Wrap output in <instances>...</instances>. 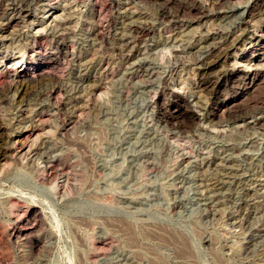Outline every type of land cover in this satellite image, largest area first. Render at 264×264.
Segmentation results:
<instances>
[{"label":"rangeland","instance_id":"rangeland-1","mask_svg":"<svg viewBox=\"0 0 264 264\" xmlns=\"http://www.w3.org/2000/svg\"><path fill=\"white\" fill-rule=\"evenodd\" d=\"M94 1L0 0V264H264V0Z\"/></svg>","mask_w":264,"mask_h":264},{"label":"bare ground","instance_id":"bare-ground-1","mask_svg":"<svg viewBox=\"0 0 264 264\" xmlns=\"http://www.w3.org/2000/svg\"><path fill=\"white\" fill-rule=\"evenodd\" d=\"M221 1V0H220ZM220 1H218V2H220ZM57 2V1H56ZM95 2V4H96V0L94 1ZM102 2V1H101ZM163 2V1H162ZM179 2V1H178ZM185 2V1H184ZM189 2V1H188ZM222 2V1H221ZM220 2V3H221ZM111 3V2H110ZM135 3V2H134ZM198 3V2H197ZM187 4V3H186ZM190 4V3H189ZM194 4V3H193ZM192 4V5H193ZM196 4V3H195ZM197 5V4H196ZM199 6H200V4H198ZM198 6V7H199ZM213 6V5H212ZM196 7V6H195ZM202 7V6H201ZM133 8V7H132ZM205 8V7H204ZM124 9H126V8H124ZM162 9V8H161ZM206 9V8H205ZM228 9V8H227ZM188 10V9H187ZM129 12V11H128ZM130 12H131V9H130ZM135 12V11H134ZM185 12V11H184ZM133 13V12H132ZM164 13V12H163ZM162 13V14H163ZM202 13H204V12H202ZM216 13V12H215ZM128 16V15H127ZM56 18V17H55ZM130 21V20H129ZM125 22V21H124ZM127 22V21H126ZM128 23V22H127ZM135 23V22H134ZM137 25V24H136ZM126 26V25H125ZM131 28V27H130ZM143 28V27H142ZM233 28V27H232ZM38 29V28H37ZM36 29V30H37ZM136 29V28H135ZM243 29V28H242ZM39 30H40V28H39ZM130 30V29H129ZM41 31V30H40ZM145 31H147V30H145V29H143L141 32L142 33H145ZM230 31V30H229ZM37 33V32H36ZM140 33V32H139ZM121 34V33H120ZM119 34V35H120ZM235 34V33H234ZM137 35V34H136ZM139 35H141V34H139ZM144 35V34H143ZM235 36V35H234ZM237 36V35H236ZM235 36V37H236ZM135 37V36H134ZM238 37V36H237ZM119 38V37H118ZM122 38V37H121ZM120 39V38H119ZM219 40V39H218ZM221 40V39H220ZM229 40H232V39H229ZM228 39L226 40V41H224L225 42V44L226 43H229V42H233V41H229ZM239 40V39H238ZM133 41V40H132ZM222 41V42H223ZM235 42H236V40H235ZM125 44V43H124ZM224 44V45H225ZM236 43H234V44H232L231 46H232V48H233V46L235 45ZM122 45V44H121ZM227 45H230V43L229 44H227ZM204 47V46H203ZM220 47H221V45H217V46H212L209 50L211 51V53H213V54H216V55H219V53H221V52H219V49H220ZM224 47V46H223ZM227 47V46H226ZM230 47V46H229ZM261 48V47H260ZM126 50V49H125ZM233 50H234V48H233ZM41 52V51H40ZM207 53V52H206ZM210 53V52H209ZM122 54V53H121ZM119 55V54H118ZM217 57V56H216ZM209 62V61H208ZM236 62V61H235ZM235 62H234V64H235ZM7 64H5L4 66H6V67H8V68H10L12 65H11V63L12 62H10V61H7L6 62ZM247 63V62H246ZM206 64V63H205ZM245 64V63H244ZM87 65V64H86ZM237 65H239V63L237 64ZM237 65H233L232 66V71H235V70H238L239 68L238 67H236ZM197 68V67H196ZM244 68V67H243ZM27 70V69H26ZM45 70V69H44ZM84 70V69H83ZM242 72L241 73H243L242 74V76L244 77V79H247V77L250 75V74H252V72L250 71V69L249 68H247V67H245L244 69H242L241 70ZM129 73V72H128ZM40 74V73H39ZM19 77H22V78H24V77H32L33 76V74H32V72H23V71H19V73L17 74ZM252 76V75H251ZM78 77V76H77ZM12 78V77H11ZM34 78V77H33ZM236 78V77H235ZM251 78V77H250ZM251 80V79H250ZM77 81V80H76ZM10 82V81H9ZM12 83V82H11ZM21 83V82H20ZM240 83V82H239ZM245 83H248V82H245L244 81V84ZM230 85V84H229ZM243 85V84H242ZM20 86V85H19ZM99 87V86H98ZM241 99V98H240ZM239 99V100H240ZM235 98H233V96H232V99L230 100V102H228L227 104H225V108H223V109H221V112H222V114L223 113H227L228 115H229V113H230V111H232V109H233V107L234 106H236L235 105ZM237 102V101H236ZM245 102V101H244ZM244 102H242V103H244ZM156 103V102H155ZM192 103V102H191ZM194 103H195V101H194ZM241 103V102H240ZM239 103V104H240ZM198 104V103H197ZM196 104V105H197ZM200 104V103H199ZM244 104H246V103H244ZM253 104H254V102H253ZM252 105V104H251ZM203 106V105H202ZM217 106V105H216ZM248 106V105H247ZM250 106V105H249ZM263 106V105H262ZM216 108V109H215ZM214 109H212V113L213 114H217V111H219L220 109V107L218 106V107H215ZM235 108V107H234ZM252 109H253V107H251ZM245 109V108H244ZM194 110V109H193ZM200 110V109H199ZM180 112V111H179ZM186 112V111H185ZM197 112V111H196ZM201 112V111H200ZM221 112H220V115H221ZM243 112V111H242ZM250 112V111H249ZM191 113V112H190ZM198 113V112H197ZM247 113H248V111H247ZM253 113V112H252ZM192 114V116H194L195 117V114L194 113H191ZM190 114V115H191ZM187 116H189V114L187 115ZM219 116V115H218ZM192 118V117H191ZM218 118V117H217ZM235 118V117H234ZM254 118V117H253ZM197 119V118H196ZM202 119V118H201ZM214 120V119H213ZM217 120V119H216ZM226 120V119H225ZM230 120V119H229ZM215 122V121H214ZM217 123V122H216ZM231 123V122H230ZM244 123V122H243ZM239 124V123H238ZM237 124V125H238ZM236 125V126H237ZM262 125V124H261ZM205 127V126H204ZM214 127V126H213ZM207 128V127H206ZM205 128V129H206ZM222 128V127H221ZM217 129V128H216ZM220 129V128H219ZM222 130V129H221ZM25 138V137H24ZM16 140V139H15ZM21 140V139H20ZM22 142V141H21ZM12 146V145H11ZM29 149V148H28ZM27 149V150H28ZM26 151V150H25ZM8 153V152H7ZM13 153V152H12ZM11 153V154H12ZM229 154V153H228ZM58 155V154H57ZM5 157H6V151H3V150H0V161L2 162L4 159H5ZM15 157V156H14ZM50 158V157H49ZM52 159V158H51ZM44 161V160H43ZM49 162V161H48ZM214 162V161H213ZM6 163H9V162H6ZM220 163V162H219ZM0 165H2V164H0ZM4 165V164H3ZM3 165H2V168H3ZM6 165H8V164H6ZM219 165V164H218ZM232 165V164H231ZM235 165V164H234ZM7 167V166H6ZM233 167V166H232ZM4 169V168H3ZM240 169V168H239ZM62 171V170H61ZM1 172V171H0ZM218 173V172H217ZM228 173V172H227ZM245 173V172H244ZM227 175V174H226ZM231 175V174H230ZM223 180V179H222ZM225 180V179H224ZM216 181V180H215ZM219 181V180H218ZM214 183V182H213ZM254 183V182H253ZM252 183V184H253ZM216 184V183H215ZM226 184V183H225ZM249 185V184H248ZM208 187V186H207ZM212 187V186H211ZM249 187V186H248ZM247 188V187H246ZM221 189V188H220ZM206 190V189H205ZM209 190V189H208ZM213 193V192H212ZM208 194V193H207ZM210 194V193H209ZM216 194V193H215ZM11 198V196L9 197V199ZM13 198V197H12ZM12 198H11V200L9 201V203H8V205H9V210H12L15 206H16V203L17 202H15V203H13V200H12ZM211 200V199H210ZM15 201V200H14ZM6 202V201H5ZM213 204V203H212ZM18 206H19V204H18ZM17 206V207H18ZM22 209V208H21ZM18 213V212H17ZM33 214V213H32ZM36 214V213H35ZM11 215V214H10ZM13 215V214H12ZM15 215V214H14ZM34 215V214H33ZM32 215V216H33ZM17 216V215H16ZM38 216V215H37ZM14 217V216H13ZM29 217V216H28ZM40 217V216H39ZM18 218V217H17ZM16 218V219H17ZM34 218V217H33ZM15 219V220H16ZM30 220V219H29ZM34 220V219H33ZM36 221V220H35ZM40 222V221H39ZM29 223H33V222H29ZM37 223V222H36ZM18 224V223H17ZM20 224H22V223H20ZM27 224V223H26ZM35 224V223H34ZM14 225V224H13ZM29 225V224H28ZM22 226V225H21ZM25 226V225H24ZM41 226V225H40ZM9 227V226H8ZM260 227V226H259ZM12 228V227H11ZM37 229V228H36ZM30 230H31V228H30ZM38 230H40V229H38ZM11 232H12V234L13 235H16V236H19L20 234H22L21 236H23V233L25 232V229H24V227H20V226H14V228H12V230H11ZM26 234V233H25ZM15 236V237H16ZM171 236V235H170ZM257 236V235H256ZM26 237V236H25ZM18 237H16V239H17ZM180 239H182V238H180ZM183 240V239H182ZM181 241V240H180ZM182 242V241H181ZM42 244V243H41Z\"/></svg>","mask_w":264,"mask_h":264}]
</instances>
